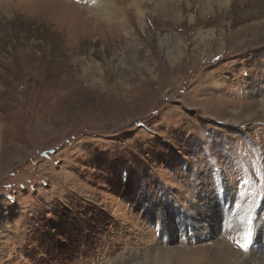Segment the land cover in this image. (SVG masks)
I'll return each mask as SVG.
<instances>
[{"label":"rangeland","instance_id":"rangeland-1","mask_svg":"<svg viewBox=\"0 0 264 264\" xmlns=\"http://www.w3.org/2000/svg\"><path fill=\"white\" fill-rule=\"evenodd\" d=\"M155 254L264 264V0H0V264Z\"/></svg>","mask_w":264,"mask_h":264},{"label":"bare ground","instance_id":"bare-ground-1","mask_svg":"<svg viewBox=\"0 0 264 264\" xmlns=\"http://www.w3.org/2000/svg\"><path fill=\"white\" fill-rule=\"evenodd\" d=\"M104 9L106 10V8H104ZM229 255H232V253H229ZM216 257H217L216 261L217 262L220 261V258L222 257V252L220 250H217ZM251 261H254V260L251 259ZM143 264H170V263L166 258H164V256H162V255L157 256L155 254V256L153 258H150L148 261H146V263H143ZM241 264H254V262H244V260H243V262Z\"/></svg>","mask_w":264,"mask_h":264},{"label":"crops","instance_id":"crops-1","mask_svg":"<svg viewBox=\"0 0 264 264\" xmlns=\"http://www.w3.org/2000/svg\"><path fill=\"white\" fill-rule=\"evenodd\" d=\"M136 35L134 34V33H132V40L133 39H136V38H133V37H135ZM132 44H133V41H132ZM132 47H135L134 45H132Z\"/></svg>","mask_w":264,"mask_h":264}]
</instances>
